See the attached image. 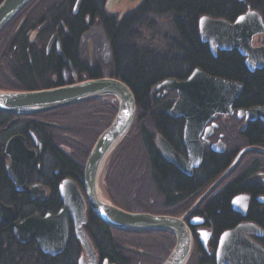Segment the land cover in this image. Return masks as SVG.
<instances>
[{"label": "flooded vegetation", "instance_id": "1", "mask_svg": "<svg viewBox=\"0 0 264 264\" xmlns=\"http://www.w3.org/2000/svg\"><path fill=\"white\" fill-rule=\"evenodd\" d=\"M43 1L41 0L37 3L27 15L15 21L8 31H16L17 25L21 21L24 24L31 12ZM52 1L55 2L57 0H51V3ZM60 1L63 2L62 0ZM126 1L130 5L136 6V8H139L145 2V0ZM126 1L98 0V4L94 2L92 10L88 9V11L82 12L83 6L86 4L85 0H82L79 11L75 13L74 9L77 0H74L70 16L67 20L68 24L60 20L59 25L53 30L46 41H39L46 38V34H42L44 26L40 25L37 29L30 31V42L26 44L0 42V90L33 91L65 86L89 79L109 77L113 73L114 61L111 42L107 36L103 17L116 18L118 11L111 9L120 7ZM236 1L244 4L243 6L246 8L245 12H241L234 17L237 19L246 14L251 8L246 4V0ZM258 13L264 22V12ZM79 15H83L80 20L83 28L79 33L75 34L72 31L76 25L74 19ZM235 20L230 21V23L235 22ZM54 36H57L56 41L50 44V40ZM68 39L71 40V43L68 42ZM254 44L256 47H264V34L257 35L254 38ZM204 45H207L210 50L208 44ZM219 53L221 55L236 56L241 61L247 74L251 76L264 70L263 67L262 69H257L255 72H251L247 67L245 58L237 50ZM26 55L31 67H35L36 61L43 56L45 59L49 57L53 58L55 68L48 72L47 76L36 75L33 78V82L29 84L21 74L24 56ZM227 81L242 84L244 86L243 93L236 101L232 115L219 116L203 129L200 140L203 143L208 142L209 145H207L203 152L200 166L194 169L193 176L187 177L181 173L173 165L167 163L159 153L161 159L168 165L173 166L179 174L190 179L195 178V180L193 179L195 185L194 194L187 201H183L182 204L189 202L192 197L201 193L198 197L199 199L207 192V187L216 182L214 179L216 177L217 159L225 160L223 165L230 168L242 150L249 147H258L264 150V140L256 143L251 134V126L254 124H257L259 128L264 130V121L262 119L247 120V113L250 110L255 108L264 109V86L262 89L255 91L254 89H247V82L243 79L237 78ZM176 97V92H167L165 94L163 90L159 91L157 98L165 99V102L168 104L164 108L163 114L167 115V111L172 107ZM85 111L88 110L71 107L34 117H16L0 112V264H10L9 257L12 255L9 250L10 243H15L20 247L24 246L18 237L15 236L14 231L16 227L36 214L44 218L48 214L57 215L61 210L66 209L60 193L61 189L65 186V182L68 183L66 191H72L75 186L86 199V188L83 180L84 167L89 151L100 133L98 132V123L95 121H85V123L77 121L79 118H83L79 114ZM240 111L243 112V117L239 116ZM167 117L169 116L167 115ZM169 119L173 124L169 132V135L173 136V138H171L172 142L169 143L179 146V149L176 150L177 153L187 159V151L184 145L186 121L183 118L176 120L169 117ZM15 137L23 138L27 149L38 154L37 162L28 174L25 182H21V178L17 177L14 179L11 176L10 170L12 169L13 162L11 156L7 153V145ZM219 142H222L225 146L223 153H217L213 149V146ZM240 159L241 161L243 160L244 168L243 172L236 175V170L240 167ZM240 159L232 172L223 181L225 188L238 183L244 173L247 176L243 182L245 187L254 185L258 186V188L255 191L246 187L231 199L230 209L239 216L240 220L235 227L222 230L220 233L215 229L210 216L202 212V209L206 207L208 202L218 195V192L210 193L200 203L193 217L201 218L204 223L201 226H191L190 228L194 243L193 252L188 264H218V247L221 235L242 223L255 224L248 219L250 211L253 209H264V204L259 201L260 198H264V155L250 152L244 154ZM206 163L207 166L203 171L204 164ZM151 175L149 173L148 177L150 185L153 186ZM104 176L105 174L103 173L99 184H101L102 189L105 188L104 190H106V193L111 198H114V196H117L116 193L113 196L116 190H113V187L106 183ZM240 196H248L250 200L247 204L243 201L238 202L237 210L235 211L233 201ZM119 207L125 209L120 205ZM244 209L245 213L243 212ZM89 213L90 209L87 205L85 213L87 221ZM257 227L264 232L261 227ZM72 239H75L77 242L79 250L78 264L81 258L85 261V264H88V257L76 237L74 224L71 220L69 221L68 244L61 255L54 258L49 257L41 252L36 240L28 243H35L44 256L52 259L53 264H58L57 259L66 253ZM251 239L261 246L260 241L264 240V237L251 236ZM149 240L143 236L129 233L125 234V236L123 235L118 241L123 243L120 247L124 255L116 259H119L121 264L158 263L160 253L157 248L156 250L153 249V245H149ZM89 241L96 253L97 264H103L105 261L108 264H118L108 258L101 259L96 242L92 237L89 238Z\"/></svg>", "mask_w": 264, "mask_h": 264}, {"label": "water", "instance_id": "2", "mask_svg": "<svg viewBox=\"0 0 264 264\" xmlns=\"http://www.w3.org/2000/svg\"><path fill=\"white\" fill-rule=\"evenodd\" d=\"M35 0H3L0 3V35ZM78 0L74 12L81 7ZM23 21L19 24L18 31ZM264 34V22L256 11L251 9L238 17L235 22L214 20L207 16L199 20V35L202 43L208 44L214 57L219 52L237 50L245 58L251 72L264 67V47H256L254 38ZM57 36L50 40L56 41ZM165 93L175 91L177 98L167 112L173 119H185L184 145L187 159L179 155L162 137L157 136L156 146L164 160L173 165L187 177H192L203 159L208 142L200 140L203 129L219 116L233 114V107L243 93L244 86L239 83L213 77L201 69H195L184 81L168 79L157 86V91ZM100 98H112L117 103V112L110 125L100 134L94 143L84 167L86 199L74 186L66 191L68 183L61 189V197L66 209L57 215L48 214L44 218L36 214L16 227L15 235L23 244L36 240L42 253L49 257L61 255L69 240V221L74 224L77 239L88 257V264H97L84 226L87 224L86 208L107 227L129 233L166 232L173 236L174 247L163 264H188L193 252L191 226H201L202 219L193 218L187 223L200 203L221 184L235 168L239 159L250 151L261 152L258 147L242 150L230 168L213 184L192 208L183 216L154 215L129 212L116 206L104 194L100 187V178L105 165L117 148L128 138L136 121V101L130 88L122 81L101 77L73 84L33 91L0 90V112L16 117L42 116L77 106ZM243 117V112H239ZM262 119L264 109L255 108L247 113V120ZM206 139V138H205ZM214 151L223 153L222 142L213 146ZM13 166L11 176L25 182L35 166L38 154L27 149L24 139L15 137L7 145ZM21 174V176H20ZM264 183V179H263ZM242 199V200H241ZM250 197L240 196L234 199L233 208L237 210L240 201L249 202ZM259 201L264 204V198ZM245 213V209L243 210ZM202 232V231H199ZM251 236L264 237V232L252 223H242L235 229L223 233L219 240L218 264H264V248L251 239ZM206 243V241H205ZM206 245V244H205ZM79 264H85L81 258ZM103 264H108L105 261Z\"/></svg>", "mask_w": 264, "mask_h": 264}, {"label": "trees", "instance_id": "3", "mask_svg": "<svg viewBox=\"0 0 264 264\" xmlns=\"http://www.w3.org/2000/svg\"><path fill=\"white\" fill-rule=\"evenodd\" d=\"M40 1L35 0L14 22L27 15ZM62 1L49 2L44 7L39 5L31 12L17 33L4 37L9 28L3 31L0 35V42L26 44L30 42V31L37 29L40 25L44 26L42 34H46V38L39 41H46L59 25V21L67 23L70 16L74 0ZM94 2L98 4V0H85L86 4L83 6L82 12L88 11V9L92 10ZM246 4L252 10L264 12V0H246ZM243 5L236 0H145L139 9L120 20L103 17L114 61L113 73L109 77L124 82L130 88L135 97L137 114L131 133L112 154L104 171V179L113 189L119 190L117 185L120 184L119 174L115 175L114 173L117 168L122 171L131 163V171L137 169L138 163L135 162L137 157H133L131 150L133 151V147L137 148V145L140 144L141 152L146 154L144 157L148 161V171L152 174L153 187L167 209L164 211L165 213L160 214L181 216L186 212L185 208L181 213H175L174 210L180 205L185 206L182 204L183 201H187L194 194L195 178L193 180L182 176L173 166L165 163L159 155L153 132H160L171 143L173 136H170L169 132L173 124L169 117L163 114V110L168 104L165 99L157 98L158 93L156 94L155 88L167 79L186 80L195 69H201L205 73L221 79H243L247 82L249 90L262 89L264 70L251 76L247 74L236 56L218 53V56L214 57L207 45L202 44L199 38L198 23L201 17L208 16L215 20L221 19L230 22L236 19L234 17L237 14L245 12L246 8ZM82 16L79 15L74 19L76 25L72 31L75 34L83 28L80 22ZM68 42L71 43V40L68 39ZM54 68L53 58L45 59L43 56L36 61L35 67H31L26 55L21 74L27 83L31 84L36 75L47 76L48 72ZM76 107L88 110L80 113L79 115L83 118H79L77 121L84 123L85 121H95L98 123L100 134L110 125L117 112V103L112 98H100L78 104ZM251 134L256 143L264 140V130L257 124L251 126ZM132 140L136 141V146ZM172 146L175 150L179 149V146ZM137 153L136 151L135 155ZM224 163L225 160L217 159L215 181L229 169V166L223 165ZM145 164L143 162L139 166ZM206 166L207 163L204 164L203 171ZM245 176L244 173L240 181L230 187L225 188V183L221 185L217 191L218 195L202 209V212L210 216L218 233L235 227L240 220L239 216L230 209L231 199L246 187L255 191L258 188L254 185L245 187L243 184L247 178ZM200 194L196 196L199 197ZM132 212H146V210ZM147 213L151 212L147 211ZM248 219L264 230V209H253L250 211ZM86 231L89 238L92 237L96 242L101 259L108 258L121 264L116 258L124 255L120 247L123 243L118 240L128 232H119L105 226L91 212L88 214ZM129 234L151 239L149 245H153L154 250L158 249L162 261L167 258L175 244L173 236L166 232ZM260 243L264 248V240ZM9 247L12 253L9 257L10 264H53L52 259L44 256L35 243L26 247L10 243ZM78 256L77 242L72 239L66 253L59 257L57 262L58 264H78Z\"/></svg>", "mask_w": 264, "mask_h": 264}, {"label": "rangeland", "instance_id": "4", "mask_svg": "<svg viewBox=\"0 0 264 264\" xmlns=\"http://www.w3.org/2000/svg\"><path fill=\"white\" fill-rule=\"evenodd\" d=\"M49 2H51V0H45L40 3V6L44 7L48 5ZM134 8H136V6H133L132 4L130 5L128 1H126L120 7L114 8L111 10L116 9L118 11L117 13L118 15L116 16V18L122 19L121 17H125L126 15H128L129 12H131ZM157 93L159 94L158 91L156 92V94ZM132 142H134L136 146V141L132 140ZM133 149L135 150V147H133ZM136 151L138 152L136 155L133 152V155H134L133 157H137L135 160V162L138 163L136 170L134 169V171H131L132 164L129 163L127 165L128 167L126 166L127 168L122 169V171H120L121 169H118V168L116 171H114L115 175L119 174L120 184H117L119 186V190L117 189L114 193H113V190L115 189L112 190L113 196L115 195V193L117 195V196H114V198L112 199L115 200V202L118 205L130 211H139L143 209V210H146V212L149 211L155 214L165 213L164 211L167 210L166 206H164L162 199L160 198L158 193L155 191L154 187L150 185V180L148 177V174H149L148 168L146 170L148 161L144 157V155H146L145 152H141L140 150V144L137 145ZM143 162L144 164L145 163L146 164L139 166ZM239 165L240 167L237 168L236 175L240 172H243V168H244L243 160L241 161L240 159ZM223 184L224 182H222L221 185ZM122 192H124L125 194L122 195L121 194ZM197 199H198V196L192 197V199L189 202L185 203V206L176 207L174 212L181 213L184 210V208H185V211L187 212L193 206V204L196 202ZM116 235L117 234H115V236ZM125 245L128 246L127 244ZM161 261L162 259L160 257L159 262L155 264H159L161 263Z\"/></svg>", "mask_w": 264, "mask_h": 264}, {"label": "bare ground", "instance_id": "5", "mask_svg": "<svg viewBox=\"0 0 264 264\" xmlns=\"http://www.w3.org/2000/svg\"><path fill=\"white\" fill-rule=\"evenodd\" d=\"M13 33L15 34V33H17V31H13V30L11 31V30H10V31H8L7 33H5V36H4V37H9V36L12 35ZM29 34H30V33H29ZM29 38H30V35H29ZM201 42H202V40H201ZM159 85H160V84H159ZM157 86H158V85H157ZM157 86H156V88H155V91H156V92H157ZM160 91H161V90H160ZM158 92H159V91H158ZM170 109H171V108H170ZM170 109H169V110H170ZM169 110H168V111H169ZM168 111H167V112H168ZM167 115H168V114H167ZM168 116H169V115H168ZM169 117H170V116H169ZM111 122H112V121H111ZM153 136H154V142L156 143L157 136H162V134H161L160 132L156 131V132H153ZM135 138H136V137H135ZM171 146H172V145H171ZM172 148L175 150V148H174L173 146H172ZM135 150H136V148H135ZM175 151H176V150H175ZM131 152H132V153H133V152L135 153L136 151H134V150L132 151V150H131ZM250 152H255V151H250ZM250 152H248V153H250ZM255 153L263 154V155H264V152H263V153H261V152H260V153H259V152H255ZM237 156H238V155H237ZM166 162H167V161H166ZM167 163H168V162H167ZM148 166H149V165L147 164V166H146V170H147V168H149ZM213 184H214V183H213ZM213 184H212V185L210 184V185L207 187V191L213 186ZM221 184H222V183H221ZM221 184H219V185L217 186V188H215L212 192H217L218 189H219V187L221 186ZM202 196H203V195H202ZM202 196H201V197H202ZM201 197H200V198H201ZM181 216H182V215H181ZM178 217H179V216H178ZM234 229H235V228H234ZM232 230H233V229H232ZM15 236H16V235H15ZM16 237H17V236H16ZM21 244L24 245L23 247H26L27 245H29V244H31V243H25V244L21 243ZM159 264H161V263H159Z\"/></svg>", "mask_w": 264, "mask_h": 264}]
</instances>
